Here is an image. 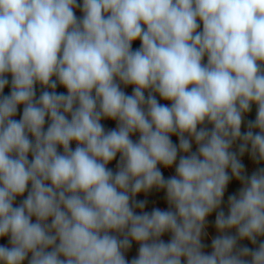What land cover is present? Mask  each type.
Instances as JSON below:
<instances>
[{"label": "clouds", "instance_id": "clouds-1", "mask_svg": "<svg viewBox=\"0 0 264 264\" xmlns=\"http://www.w3.org/2000/svg\"><path fill=\"white\" fill-rule=\"evenodd\" d=\"M37 84L51 91L37 99ZM249 151L264 162V0H0V264H129L133 241L130 264H264V168L246 173ZM152 189L169 210L143 211L135 197Z\"/></svg>", "mask_w": 264, "mask_h": 264}, {"label": "rangeland", "instance_id": "rangeland-1", "mask_svg": "<svg viewBox=\"0 0 264 264\" xmlns=\"http://www.w3.org/2000/svg\"><path fill=\"white\" fill-rule=\"evenodd\" d=\"M77 3L82 6V0H77ZM74 13H75V15H76V17L78 19L82 18V16H83V12L81 11L80 7L74 9ZM202 27L203 26H202V23H201L200 28L198 29V31H202ZM132 47H133V49L139 48L140 47V41L139 40L134 41ZM203 62L204 63L207 62V57L206 56H205ZM6 78L9 80V84L5 86V89H4L3 93H2V95H10V93H11V79H12L11 74H7ZM53 79H55V77H53ZM120 87H121V90H123L127 95H131L132 92H133V88H134V86H132V85L124 86L123 84H121ZM45 90L51 91V89L42 88L39 84L35 85L36 98L38 99L40 94L42 93V91H45ZM56 92L57 93L67 94V89L64 88L63 86L57 84ZM147 94L148 93L145 92L146 96H147ZM156 98H157L158 102L161 103V104H166L168 106H170V104H171L170 101H165V100L161 99L158 94H156ZM22 112H23V105H19L17 114H16V116L13 117V119L20 120L21 117H22ZM256 113H257V106L255 104H252L251 111L245 114L244 121H243L242 126H241V132L242 133H245L248 130L247 129V123H248L249 120H252V121L255 120ZM49 123H50V120L46 117V123H45V126H44L45 130L47 129ZM101 124L104 126L105 130H110V129H114V128L117 127V121L112 120V119H107V118H102ZM207 127L211 128L212 126L211 125H207ZM253 131L254 132H258L259 130L258 129H254ZM29 138L34 140V138L31 137V135L29 136ZM131 139L134 142H138L139 133L132 134ZM170 139L178 147V145H179V137L176 134H172L170 136ZM239 143H240V141H237L233 145L232 151H235V152L238 153ZM70 147H72L73 150H74L75 147H76V143L73 142L70 145ZM196 147L197 146H196L195 142L193 141L192 151H196ZM249 148H250V146H249ZM58 151H60L62 153V151H63L62 146L58 148ZM181 155H186V154L178 153L177 163H178L179 157ZM119 158L120 157H119V153H118L117 157L112 162H110L109 165H108V167L111 168L114 172L117 170L116 165H117V163L119 161ZM31 159H32V156H31V153H29V160H31ZM240 159H241V162L243 163V165L245 166L246 173L249 176L251 175V173L253 171L257 170L258 168H264V162H261V163L257 164V163H255L252 160L251 155H250V151L246 152L242 157H240ZM158 167H160V170L162 171L163 175L166 178L169 177V176L175 175V165H173L171 168H165L162 165H158ZM229 173H230V170H229ZM30 187H31V185L29 184L28 185V189L29 190H30ZM240 187H241L240 182L237 181L235 178H233L230 181V183H229V185H228V187H227V189L225 191V194H224V197H223V203L221 205V209L225 212L226 215L228 213V197L230 195L236 194ZM26 197H27V190H26V192L24 193L23 196H18L16 198V200L13 203V206L14 207L19 206L21 201L23 199H25ZM135 198L138 199V200H146L147 201L143 211L151 212L154 208H160L161 210H165V211L169 210V206H168V203L166 201V193H165L164 190L152 189L149 193H147V194L140 193ZM135 211L137 212V214H139L141 210L140 209H136ZM217 211H219V210H217ZM215 217H216V211H214L212 214H210L207 217V223H206V226H205V229H204L206 235L202 236V240H201L202 244L205 245V247L202 249V251L205 254H211V252H212V247H211L212 239H214L217 235H219L218 231L215 228ZM33 222H35V218L34 217H33ZM49 222H50V220H49ZM113 234H115V233H113ZM231 234L235 235V229L231 230ZM161 239L165 243L169 242L170 239H171V233L163 234ZM8 240H9L8 237L0 238V245L10 246V244H8ZM260 241H264V237L258 238V243ZM238 245L239 246H247V247H250V248L257 247V245H252L251 242L248 241L247 239L238 241ZM138 249H139V245L135 241H133L132 242V247L125 253V258H126L127 261H129V264H130V261L133 258H136L138 256ZM30 258H31V254H29V257L23 262V264H28V260H30ZM182 264H186V261L183 258H182Z\"/></svg>", "mask_w": 264, "mask_h": 264}]
</instances>
